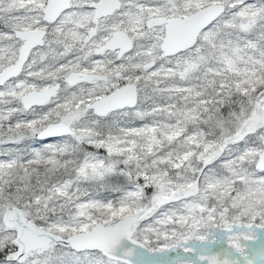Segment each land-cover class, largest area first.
<instances>
[{
    "label": "snow or ice",
    "instance_id": "obj_1",
    "mask_svg": "<svg viewBox=\"0 0 264 264\" xmlns=\"http://www.w3.org/2000/svg\"><path fill=\"white\" fill-rule=\"evenodd\" d=\"M0 264H264V0H0Z\"/></svg>",
    "mask_w": 264,
    "mask_h": 264
}]
</instances>
